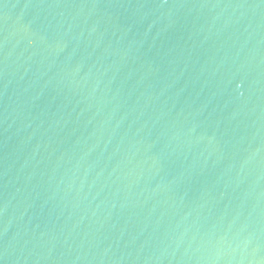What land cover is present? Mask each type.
<instances>
[{"label":"water","instance_id":"1","mask_svg":"<svg viewBox=\"0 0 264 264\" xmlns=\"http://www.w3.org/2000/svg\"><path fill=\"white\" fill-rule=\"evenodd\" d=\"M0 264H264V0H0Z\"/></svg>","mask_w":264,"mask_h":264}]
</instances>
